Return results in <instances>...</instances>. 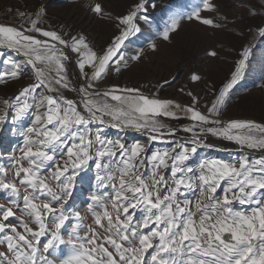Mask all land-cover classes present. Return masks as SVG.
I'll list each match as a JSON object with an SVG mask.
<instances>
[{
  "label": "snow or ice",
  "instance_id": "6c2138e0",
  "mask_svg": "<svg viewBox=\"0 0 264 264\" xmlns=\"http://www.w3.org/2000/svg\"><path fill=\"white\" fill-rule=\"evenodd\" d=\"M89 7L115 23L117 34L100 49L82 33L43 26V6L19 12L23 25L0 23V49L12 53L0 51L6 66L0 85L28 77L11 99H0V127L9 115L21 126L31 117L19 132L23 144L12 156V176L0 167V196L6 201L0 203V264H264V123L225 120L222 113L251 67L253 47L240 45L221 86H210L212 99L204 109L191 90L186 93L191 103L183 104L139 87H108L104 81L111 72L128 63L126 41L141 31L139 21H147L156 4L132 0L115 16L99 2ZM239 7L252 20L260 16V22L237 36L264 39V0H241ZM202 11L219 15V5L201 0L186 18L227 28V15L217 20ZM179 27L180 18L172 17L160 36L169 41ZM143 51L131 59L139 61ZM69 64L78 69L75 80ZM190 80L202 77L192 73ZM165 120L187 123L177 128ZM107 128L131 129L145 140L127 144L109 137ZM210 137L234 142L250 155L201 158L191 166L200 149L214 147ZM156 142L167 146L153 150ZM89 162L97 187L105 191L91 195L92 222L85 226L70 201ZM189 193H198L194 202ZM66 222L71 224L67 240L62 235ZM62 245L71 246L68 254Z\"/></svg>",
  "mask_w": 264,
  "mask_h": 264
},
{
  "label": "rangeland",
  "instance_id": "374dc122",
  "mask_svg": "<svg viewBox=\"0 0 264 264\" xmlns=\"http://www.w3.org/2000/svg\"><path fill=\"white\" fill-rule=\"evenodd\" d=\"M96 2L101 3L106 12H111L115 16L123 13L132 3V0H0V23L23 25L24 19L19 16V12L32 13L38 6H43L47 10L46 16L41 21L43 26L71 35L82 33L96 49H100L106 46L117 32L113 21L101 18L90 10L89 6ZM152 2L156 4V7L149 8L146 13L147 21H139L141 31L131 36L125 43L123 51L128 60L127 65H121L119 72L113 70L110 77L104 81V85L108 87L111 85L139 87L145 94H156L183 104L191 103V98L186 95L187 91L191 90L199 97V107L204 109L208 106L209 100L212 99L210 86H221L229 74L240 45L242 43L250 44L253 47L254 57L251 67L245 78L230 93V98L222 109V113L225 120L252 119L258 123H264V39L258 36L253 38L251 34L246 39L237 36L241 30L247 32L246 26L248 24L259 23L260 16L252 20L239 7L241 0H214L219 5V15H227L229 23L225 29H213L195 19L188 20L186 18L197 6L201 5V0H152ZM254 2L259 3L260 0H254ZM201 15L213 16L219 20L218 14L208 11H202ZM172 17L180 18V27L175 33L170 34L169 41H164L160 32L163 31ZM206 39L211 42V46L206 41L204 42ZM150 42H155L157 45L162 42L166 45L165 50L168 57L174 59L166 65L167 67L160 65L158 67L157 58L150 55L153 52L148 46ZM141 49L144 50L141 59L139 61L132 60L131 57L139 53ZM0 51L12 54L6 49H0ZM212 51H217L218 56L210 60L208 55ZM3 58L0 57V61ZM16 59H21V57L16 56ZM5 67L0 62V71L5 70ZM68 67L70 74H73L72 79L75 80L74 73L78 69L75 68L74 64H69ZM192 73L200 75L202 80L191 81ZM145 77L147 79H144ZM165 81L168 83L165 84ZM27 82L28 77L26 76L24 80L10 82L7 86L0 85V99H11L21 84ZM181 88L184 89L183 92L180 91ZM67 95L69 98H76L75 93L68 92ZM2 107L0 105V110ZM30 119L31 117H26L23 126H21V122L13 123L11 115H9L8 122L0 127V167H4L10 177L14 171L12 156L14 154L19 155L16 150L23 144L19 132L28 126ZM165 122L173 124L177 128L187 123L185 120H165ZM105 132L109 137L113 139L119 137L127 144H131L135 140H145L142 134L131 129L120 131L107 128ZM179 135L184 136L185 134L181 132ZM217 140L219 139L216 137H210L209 142L212 143ZM223 142L231 145L217 144L212 148L200 149L198 155L193 158L191 166L196 167L201 158L239 159L242 154L250 155L248 150L241 153L234 142ZM166 146L164 143L156 142L153 145V150ZM95 172L94 164L89 162L88 168L84 169L77 177L74 199L70 201L71 210L80 212L82 223L85 226L92 222V213L88 210L91 195L102 194L105 191L97 187ZM108 192H111L110 188ZM196 195L198 193H189L187 198L194 202ZM183 198L185 197H181V199ZM5 202V198L0 196V203ZM138 217L139 213H137ZM75 222L72 220V223ZM70 230L71 224L66 222L64 229H62L65 240L68 239ZM80 234L83 236L84 233L81 232ZM2 247L0 245V248ZM61 247L64 249L65 255L69 253L71 248L70 245H62Z\"/></svg>",
  "mask_w": 264,
  "mask_h": 264
},
{
  "label": "bare ground",
  "instance_id": "6f19581e",
  "mask_svg": "<svg viewBox=\"0 0 264 264\" xmlns=\"http://www.w3.org/2000/svg\"><path fill=\"white\" fill-rule=\"evenodd\" d=\"M207 42V44H209V46H211V42H209V40L208 39H206V40H204V42ZM158 47H157V50L156 51H153V52H151L150 53V55H152V57L153 58H157V61H158V67H159V65L161 66V67H164V66H166V65H168L169 63H171V61L172 60H174V59H170L169 57H168V54H167V51L165 50V48H166V45L165 44H163L162 42H160V43H158V45H157ZM238 51V50H237ZM149 53V52H148ZM145 54V53H144ZM209 56V58H210V60H212L214 57L213 56H211L210 54L208 55ZM157 67V68H158ZM167 67V66H166ZM184 77V76H183ZM144 79H147L146 77L144 78ZM182 81V80H181Z\"/></svg>",
  "mask_w": 264,
  "mask_h": 264
},
{
  "label": "trees",
  "instance_id": "16d2710c",
  "mask_svg": "<svg viewBox=\"0 0 264 264\" xmlns=\"http://www.w3.org/2000/svg\"><path fill=\"white\" fill-rule=\"evenodd\" d=\"M212 143L214 144V146L217 145V144H223V145H226V146L227 145H229V146L231 145L230 143L223 142V141H220V140L213 141Z\"/></svg>",
  "mask_w": 264,
  "mask_h": 264
}]
</instances>
